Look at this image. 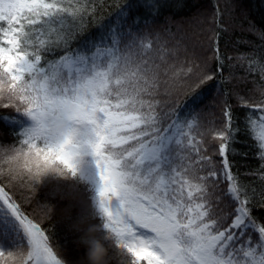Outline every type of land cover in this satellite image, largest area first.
Listing matches in <instances>:
<instances>
[{"label": "snow or ice", "instance_id": "1", "mask_svg": "<svg viewBox=\"0 0 264 264\" xmlns=\"http://www.w3.org/2000/svg\"><path fill=\"white\" fill-rule=\"evenodd\" d=\"M165 3L124 0L98 20L102 0H0V121L18 129L15 145L0 144V167L10 183L56 181L74 195L108 236L110 264H264V29L250 22L262 43L225 56L215 5L209 47H189L167 25L155 28ZM225 3L231 17L238 0ZM213 92L219 116L207 127ZM240 133L259 162L243 172L230 159L248 155L234 147ZM30 148L37 168L54 170L40 183L7 159ZM60 223L54 247L0 186V239L19 231L25 264H83L77 236Z\"/></svg>", "mask_w": 264, "mask_h": 264}, {"label": "trees", "instance_id": "2", "mask_svg": "<svg viewBox=\"0 0 264 264\" xmlns=\"http://www.w3.org/2000/svg\"><path fill=\"white\" fill-rule=\"evenodd\" d=\"M99 2V0H98ZM124 0H102L103 6L97 11V19L107 18L110 12H113L117 3H123ZM215 5H218L222 13V24L227 28V32H221L219 46L225 56H234L237 53H249L252 51V45H259L262 42L250 31L249 23L255 25L257 29H264V0H238V7L229 17L226 11L225 0H166L164 7L160 9V14L155 19V28L158 30L165 25L170 29L171 34H176V37L183 38L185 44L189 47L203 44L205 48L209 47V37L214 35L211 32L208 18L215 11ZM147 15V14H145ZM203 20V23L200 21ZM211 27H215L212 25ZM90 31H95V28L89 26ZM238 41H251L252 44L238 43ZM227 74V72H225ZM237 75H243L240 70H237ZM231 87V85H226ZM244 87V85H241ZM249 83L247 88H251ZM192 89L186 88L183 99ZM215 93H209L208 100L205 102L202 119L207 121V127L212 125L214 119L219 116L218 108L216 107L212 96ZM4 114H13L11 110H4ZM241 119L244 116V110L239 113ZM18 129L0 121V144L15 145L17 141ZM238 139L241 141L234 145L240 152H247V156H230V159L237 162L240 170L246 171L258 167V160L255 158L256 149L252 147L254 141L248 135L240 133ZM217 145H213L216 147ZM218 159V158H217ZM247 180H252V177H246ZM61 185L64 181H59ZM258 183V181H257ZM56 181H45L37 184L35 187L25 186V180L18 178L15 182L10 183L7 175V166L0 167V186H4L13 198L22 205L31 218L48 229L52 237V244L55 247L60 244L63 239V226L60 221L63 212L68 207H71L72 218L75 219L80 209L83 207L79 204L78 199L69 194L65 196L63 191H56ZM51 207V215H46L48 208ZM256 214L261 220H264V209H257ZM67 223V221H66ZM21 245L26 246V241L22 239L19 231L13 232L11 237L0 239V248L4 250H14ZM77 253L72 251L69 253V259L75 261ZM112 264H117L113 261Z\"/></svg>", "mask_w": 264, "mask_h": 264}, {"label": "clouds", "instance_id": "3", "mask_svg": "<svg viewBox=\"0 0 264 264\" xmlns=\"http://www.w3.org/2000/svg\"><path fill=\"white\" fill-rule=\"evenodd\" d=\"M5 92L7 89L5 88ZM30 155L24 156L17 152L16 155L7 159L17 169L28 168L30 178L37 183L41 182L43 176L51 174L54 170L50 167H36L37 161L32 153L36 152L35 148L26 150ZM25 161H28L26 164ZM63 219L67 221L69 231L77 236V244L84 249L83 264H110L108 236L98 227L91 211L82 207L75 219L71 215V207L63 212ZM26 255L22 250L9 251L0 257V264H25Z\"/></svg>", "mask_w": 264, "mask_h": 264}]
</instances>
